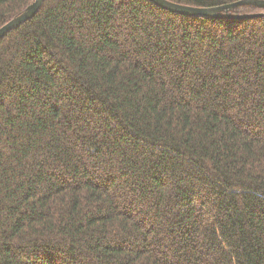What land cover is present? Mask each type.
Listing matches in <instances>:
<instances>
[{"label": "trees", "instance_id": "obj_1", "mask_svg": "<svg viewBox=\"0 0 264 264\" xmlns=\"http://www.w3.org/2000/svg\"><path fill=\"white\" fill-rule=\"evenodd\" d=\"M0 264H264V16L44 0L0 38Z\"/></svg>", "mask_w": 264, "mask_h": 264}, {"label": "water", "instance_id": "obj_2", "mask_svg": "<svg viewBox=\"0 0 264 264\" xmlns=\"http://www.w3.org/2000/svg\"><path fill=\"white\" fill-rule=\"evenodd\" d=\"M44 0H33L26 8L17 16L11 18L5 24L0 26V38L13 28L21 25L32 18L40 8ZM154 5L161 7L171 13H176L191 17H212V18H253L264 16V12L253 14L232 15L229 12L240 6H252L264 9V0H239L233 3L215 7H195L176 3L170 0H148Z\"/></svg>", "mask_w": 264, "mask_h": 264}]
</instances>
